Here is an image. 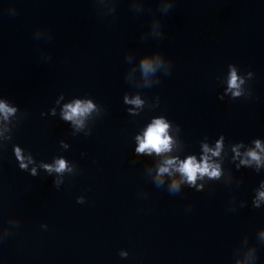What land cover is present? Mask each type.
Listing matches in <instances>:
<instances>
[{
    "label": "water",
    "instance_id": "obj_1",
    "mask_svg": "<svg viewBox=\"0 0 264 264\" xmlns=\"http://www.w3.org/2000/svg\"><path fill=\"white\" fill-rule=\"evenodd\" d=\"M0 103V264H264V0H0Z\"/></svg>",
    "mask_w": 264,
    "mask_h": 264
},
{
    "label": "clouds",
    "instance_id": "obj_2",
    "mask_svg": "<svg viewBox=\"0 0 264 264\" xmlns=\"http://www.w3.org/2000/svg\"><path fill=\"white\" fill-rule=\"evenodd\" d=\"M145 70L151 67V65L147 62L144 64ZM230 88H239V84L237 82V77L235 71L232 73V77L230 79ZM234 95H240L239 91L235 92ZM129 103L139 104L141 103L139 99L129 101ZM70 109V112L65 113V119H73L74 116L81 115L83 113L88 112L93 105L89 102L87 105H82L79 101L73 107L72 105L67 106ZM0 111H3L5 115L9 112H13L14 109H9L5 104L0 103ZM167 125L164 124L161 120L155 121L154 126H151L149 130L145 134V139L141 141L139 148L137 149L138 152H152L155 151L160 153L162 151H166L169 149L170 143L169 138L166 135ZM205 147V152L211 151L213 155H219V150L221 148L220 144H217V149L212 150ZM257 147L260 148L261 145L257 141ZM239 154V153H237ZM17 155H19V149H17ZM248 156L251 157L253 160L259 161L260 157L255 151H251L248 153ZM21 160L23 157H20ZM209 158L207 156L204 157L203 163H197L195 157H189L186 161L181 162L179 166V171L186 177L187 181L190 184H195L197 179V175L200 176L208 175L209 177H218L220 175L218 166H213L209 162ZM248 161H242V163H247ZM175 161L169 160L166 162V166L161 167L160 173H166L169 171V167H174ZM45 167L51 170V166L46 165ZM66 167L65 162L63 160L57 161L56 171H62ZM173 189H176L178 185L176 183L173 184ZM259 199L264 200V191L259 193Z\"/></svg>",
    "mask_w": 264,
    "mask_h": 264
}]
</instances>
